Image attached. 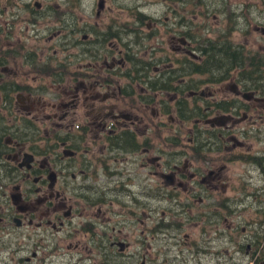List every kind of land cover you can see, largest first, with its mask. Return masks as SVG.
<instances>
[{"label": "flooded vegetation", "instance_id": "1", "mask_svg": "<svg viewBox=\"0 0 264 264\" xmlns=\"http://www.w3.org/2000/svg\"><path fill=\"white\" fill-rule=\"evenodd\" d=\"M62 2L0 0V264H264V0Z\"/></svg>", "mask_w": 264, "mask_h": 264}, {"label": "rangeland", "instance_id": "2", "mask_svg": "<svg viewBox=\"0 0 264 264\" xmlns=\"http://www.w3.org/2000/svg\"><path fill=\"white\" fill-rule=\"evenodd\" d=\"M63 0H49V15L51 16L50 20L51 23L49 24V27H51V31L53 33H58V34H50L49 35V46L52 47V51H57L58 54L61 53V33L59 32V30L61 29V21L58 22L57 20V15L61 14V10L63 11L64 7H63ZM262 11H264V7H261ZM262 25H264V17L262 20ZM261 25V26H262ZM256 33H253L252 35H249V37L247 38V42H248V46H251V48L249 49H259V45L260 42L258 41V38L256 37ZM261 43H262V49H261V53L264 54V40L262 41L261 39ZM237 73H234V75L237 76ZM251 74H258L262 77V82L264 85V65L261 66V68L257 71H252L251 70ZM244 126V124H243ZM263 135L261 137V143H264V131L262 132ZM249 143H252V148L255 147V144L257 143L255 138H251V140L249 141ZM244 168H246V166H243L242 164H234L231 165L228 169V175L230 176H234V174L236 172H238V170L243 171ZM254 174V172H253ZM260 186V181H256L253 182V180L251 181V184L249 185V191H255V187H259ZM231 195H233V192L230 193ZM239 211H241V214L239 216V218L237 219L238 222L240 223H255L258 221V219L261 217L264 218V213H262V211H264V206L260 205L257 206V204H255L254 200L249 198L244 202L243 206H238ZM236 221V220H234ZM236 221V222H237ZM38 242V241H37ZM46 244V243H45ZM10 257V255H9ZM22 257H24V255H22ZM43 258L42 255L39 256V259ZM37 260L33 263L30 264H47L44 263L41 260ZM19 262V257H16L14 260H10L7 262V264H20ZM21 264H26V263H21Z\"/></svg>", "mask_w": 264, "mask_h": 264}, {"label": "trees", "instance_id": "3", "mask_svg": "<svg viewBox=\"0 0 264 264\" xmlns=\"http://www.w3.org/2000/svg\"><path fill=\"white\" fill-rule=\"evenodd\" d=\"M214 74V79L217 80H224L229 72H212ZM237 77L242 79V80H251V82L254 84L255 83V79L257 78V84L258 82L260 83V81H262V77L258 74H251V71H241L237 73ZM264 77V74H263ZM260 85L263 87L264 89V85L260 83ZM264 92V90H263Z\"/></svg>", "mask_w": 264, "mask_h": 264}]
</instances>
